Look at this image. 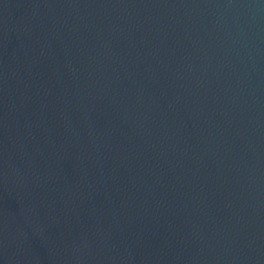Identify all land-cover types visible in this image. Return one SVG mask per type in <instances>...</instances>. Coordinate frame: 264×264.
I'll use <instances>...</instances> for the list:
<instances>
[{"label": "water", "instance_id": "water-1", "mask_svg": "<svg viewBox=\"0 0 264 264\" xmlns=\"http://www.w3.org/2000/svg\"><path fill=\"white\" fill-rule=\"evenodd\" d=\"M0 264H264V0H0Z\"/></svg>", "mask_w": 264, "mask_h": 264}]
</instances>
